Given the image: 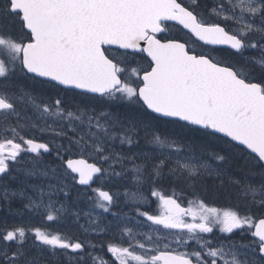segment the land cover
<instances>
[{"label": "snow or ice", "instance_id": "snow-or-ice-1", "mask_svg": "<svg viewBox=\"0 0 264 264\" xmlns=\"http://www.w3.org/2000/svg\"><path fill=\"white\" fill-rule=\"evenodd\" d=\"M0 264H264V0H0Z\"/></svg>", "mask_w": 264, "mask_h": 264}, {"label": "flooded vegetation", "instance_id": "flooded-vegetation-1", "mask_svg": "<svg viewBox=\"0 0 264 264\" xmlns=\"http://www.w3.org/2000/svg\"><path fill=\"white\" fill-rule=\"evenodd\" d=\"M218 206H223V204H218Z\"/></svg>", "mask_w": 264, "mask_h": 264}, {"label": "rangeland", "instance_id": "rangeland-1", "mask_svg": "<svg viewBox=\"0 0 264 264\" xmlns=\"http://www.w3.org/2000/svg\"><path fill=\"white\" fill-rule=\"evenodd\" d=\"M125 210H127V209H125Z\"/></svg>", "mask_w": 264, "mask_h": 264}]
</instances>
